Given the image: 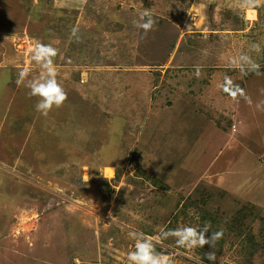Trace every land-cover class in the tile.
<instances>
[{
    "label": "rangeland",
    "instance_id": "374dc122",
    "mask_svg": "<svg viewBox=\"0 0 264 264\" xmlns=\"http://www.w3.org/2000/svg\"><path fill=\"white\" fill-rule=\"evenodd\" d=\"M31 1L44 3L34 20L46 14L49 34L29 23ZM45 1L0 0V264H128L132 233L175 264H264L255 236L264 227V4ZM145 10L157 21L147 34L135 26ZM37 41L58 49L68 95L47 116L17 83L21 71H43L32 60ZM242 54L261 75L232 63ZM225 76L247 99L222 90ZM197 191L202 211V201L183 211ZM242 209L255 215L229 232ZM205 223L224 232L215 262L208 246L160 235Z\"/></svg>",
    "mask_w": 264,
    "mask_h": 264
},
{
    "label": "clouds",
    "instance_id": "9594fccd",
    "mask_svg": "<svg viewBox=\"0 0 264 264\" xmlns=\"http://www.w3.org/2000/svg\"><path fill=\"white\" fill-rule=\"evenodd\" d=\"M261 4H264V0H242L241 7L252 9ZM156 24V18L148 10H145L139 20L135 22V26L142 29L145 34L155 31ZM251 49L259 52L261 46L254 43L251 45ZM57 55V48L37 41L33 45L32 60L43 71L38 77L31 79L28 78L29 73L26 70L21 71L17 80L18 84H23L29 90L30 97L38 98L35 109L43 116L49 115L54 108H61L68 99L66 90L56 77L54 59ZM232 63L238 65L241 71L261 75L260 65L248 54H242L238 58H234ZM195 74L199 78L200 70L197 69ZM221 87L233 100H238L239 97L247 99L244 90L228 76L224 77ZM6 146L15 147L9 144H6ZM6 146L5 150L9 152L10 149ZM160 235L164 239L174 238L176 245L184 249L191 250L208 246L211 250L206 253L207 259L215 262V245L223 237L224 232L223 229L213 231L211 224L205 223L202 227L182 226L165 230ZM131 236L135 240V245L134 251H130L127 255L128 264H175L171 256L156 250L153 239L136 233H132ZM76 264H80L79 260L76 261Z\"/></svg>",
    "mask_w": 264,
    "mask_h": 264
},
{
    "label": "trees",
    "instance_id": "16d2710c",
    "mask_svg": "<svg viewBox=\"0 0 264 264\" xmlns=\"http://www.w3.org/2000/svg\"><path fill=\"white\" fill-rule=\"evenodd\" d=\"M48 1L49 0H47L45 2H48ZM31 3H32V5L30 3H26V6L29 8V10H28V18L29 19H32L33 18V20L31 22H29V23H31L33 25V24H36V22H38V21H43V24L41 25V27H44L43 30L44 31H47V34H49V30L52 27L49 25V23H46V21L42 19V18H46L47 17L46 14L42 13L38 17L39 18L38 20H34V16L36 15L35 8L37 10L38 9L43 10L44 9V3H40V4H37V5H35L33 3V1H31ZM263 8H264V6H263ZM256 10L260 14V12L262 11V8H257ZM240 23H242V20L237 19L236 20V24H240ZM222 130H225V129H222ZM197 193H198L199 200L191 204L190 203L191 198L187 199V201H186L187 203L184 204V210L183 211L187 210L190 206L196 207L197 204L199 202H201V201H202V203L199 206V208L202 211L201 206H204L206 204V200H203V193L201 191H197ZM208 198H212V195L208 196ZM254 215L255 214L250 209H249L248 213L245 212V209H242V211H238L234 216L231 217L232 220H233V223H231L228 226L229 232H232V233L233 232L234 233L240 232V233H242L243 231H242L241 224H244L246 226V224H248V222L250 220V217L251 216H254ZM215 224L218 227V226H221L223 224H227V221L225 219H217L215 221ZM247 228L250 230L249 233L252 234V235H254L252 228L251 227H247ZM255 236L260 241L262 248H264V227H262V229L260 230L259 234L258 235H255ZM251 241H252L253 245H255V242L252 239H251Z\"/></svg>",
    "mask_w": 264,
    "mask_h": 264
},
{
    "label": "bare ground",
    "instance_id": "6f19581e",
    "mask_svg": "<svg viewBox=\"0 0 264 264\" xmlns=\"http://www.w3.org/2000/svg\"><path fill=\"white\" fill-rule=\"evenodd\" d=\"M254 14H256L255 11L249 12V15H250L251 17H254ZM112 172H114V170H113L111 167L106 168V173H107V174L109 173V175H112Z\"/></svg>",
    "mask_w": 264,
    "mask_h": 264
}]
</instances>
